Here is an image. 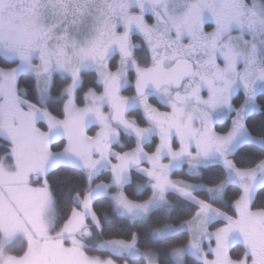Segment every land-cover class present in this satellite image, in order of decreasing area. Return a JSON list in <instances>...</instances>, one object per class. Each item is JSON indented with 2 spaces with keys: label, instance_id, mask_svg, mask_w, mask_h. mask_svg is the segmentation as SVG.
Segmentation results:
<instances>
[{
  "label": "snow or ice",
  "instance_id": "1",
  "mask_svg": "<svg viewBox=\"0 0 264 264\" xmlns=\"http://www.w3.org/2000/svg\"><path fill=\"white\" fill-rule=\"evenodd\" d=\"M0 264H264V0H0Z\"/></svg>",
  "mask_w": 264,
  "mask_h": 264
}]
</instances>
